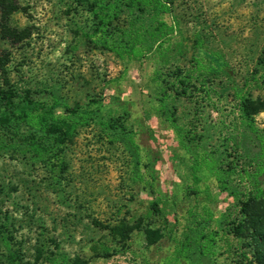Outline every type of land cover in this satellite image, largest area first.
I'll return each mask as SVG.
<instances>
[{
  "label": "rangeland",
  "instance_id": "1",
  "mask_svg": "<svg viewBox=\"0 0 264 264\" xmlns=\"http://www.w3.org/2000/svg\"><path fill=\"white\" fill-rule=\"evenodd\" d=\"M166 2L170 13L161 18L172 36L163 52L140 65L89 42V23L70 11L69 0H17L9 27L20 38L0 33V93L28 92L45 103L55 97L70 107L103 100L118 118L116 98L128 107L131 132L106 131L94 119L64 145L60 173L56 162L43 165L21 148L29 127L20 125L13 137L0 129L1 216L14 226L27 258L45 247L72 264H254L246 233L235 237L229 230L242 220L239 203L249 192L257 187L264 199V174H258L264 166V0ZM194 58L209 73L196 70ZM176 68L190 76L179 97ZM239 98L263 108L253 116V131ZM163 104L193 136L184 149L156 115ZM206 156L227 192L204 167L199 182L191 178V159ZM153 204L166 223L152 213ZM145 228L160 230L157 244L147 245ZM202 229L217 232L212 253L203 256Z\"/></svg>",
  "mask_w": 264,
  "mask_h": 264
},
{
  "label": "trees",
  "instance_id": "2",
  "mask_svg": "<svg viewBox=\"0 0 264 264\" xmlns=\"http://www.w3.org/2000/svg\"><path fill=\"white\" fill-rule=\"evenodd\" d=\"M74 5L70 11L73 14L79 10L89 23L88 32L84 37L98 49L111 53L121 62L142 61L153 52H163L164 46L172 36V29L161 17L168 15L170 9L166 0H69ZM19 11L17 0H0V33L6 39H19V33L9 27L10 17ZM201 38H195V45L201 48ZM196 70L209 73L201 59L194 58ZM259 64L264 67V57ZM176 96L187 92V79L179 68L173 74ZM191 80V78H190ZM167 83V82H166ZM117 108L122 111V117H114L116 109L107 111L104 101H89L84 107H70L53 97L50 103L35 100L26 92L19 97L6 91L0 93V129L12 137L19 134L20 125L30 128L27 135L21 136V148L43 165H55L63 173L66 165L63 161V147L76 135L78 129L88 127L94 119H99L100 126L110 132L127 133L130 131L125 123L129 121L128 107L115 98ZM241 115L247 121V127L253 131V116L263 108L247 98H239ZM156 115L170 125L175 137L184 149L187 143L193 142L189 131L182 129L175 116V109L169 110L164 104L156 108ZM104 113H107L105 116ZM148 117V115L146 116ZM262 156L264 157V139L260 140ZM234 155L235 152H234ZM236 156L233 159H237ZM204 167L210 171L217 182L220 192L229 190L227 184L220 178L218 171L212 167L206 157L191 159L189 165L190 176L194 182H199L197 173ZM233 173H235L232 170ZM258 174H264V166L258 168ZM231 195V193H229ZM242 220L238 224H231V235L242 237L246 233L249 241V252L254 264H264V199L262 190L255 187L240 203ZM151 211L158 220L166 223L158 206L153 204ZM0 210V264H72L62 254H52L48 248L36 249L32 258L14 241L12 230L14 226L8 223L7 216H1ZM207 219L211 218L208 213ZM208 221V220H206ZM198 234V251L200 255L211 254L215 245L217 232L212 229H202ZM144 236L147 245L157 244L162 238L159 229L145 228ZM186 243L176 249L178 256L185 255Z\"/></svg>",
  "mask_w": 264,
  "mask_h": 264
}]
</instances>
